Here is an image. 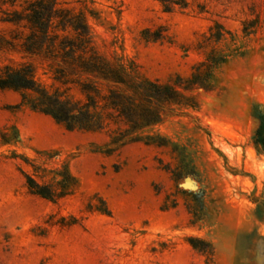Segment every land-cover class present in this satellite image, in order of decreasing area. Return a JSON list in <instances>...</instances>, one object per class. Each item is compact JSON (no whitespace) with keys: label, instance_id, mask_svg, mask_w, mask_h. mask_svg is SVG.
<instances>
[{"label":"rangeland","instance_id":"1","mask_svg":"<svg viewBox=\"0 0 264 264\" xmlns=\"http://www.w3.org/2000/svg\"><path fill=\"white\" fill-rule=\"evenodd\" d=\"M59 1L85 14L99 55L133 60L150 79L189 76L212 48H229L211 92L164 104L162 121L142 133L187 146L198 179L178 187L202 188L205 217L191 223L189 197L160 169L159 158L177 163L169 149L144 140L114 146L125 125L108 119L101 131L67 130L20 103L18 91L0 89V264H264V148L253 141L252 115L264 107V0ZM6 8L0 0V17ZM215 22L228 32L219 43L206 39ZM156 26L165 38L146 42L141 30ZM1 37H10L2 23ZM9 46L0 39V67L28 63L47 90L82 97L54 80L52 57ZM62 166L76 178L67 195L29 192L22 171L52 181ZM191 236L212 254L194 249Z\"/></svg>","mask_w":264,"mask_h":264},{"label":"trees","instance_id":"2","mask_svg":"<svg viewBox=\"0 0 264 264\" xmlns=\"http://www.w3.org/2000/svg\"><path fill=\"white\" fill-rule=\"evenodd\" d=\"M3 2L8 3L9 8L2 10L0 23L7 25L10 37L0 39L11 48L16 43L26 53L52 57L60 63L54 71V80L75 84L82 97L75 99L57 89L47 90L35 80L33 68L28 63L1 66L0 89L18 91L20 103L50 116L67 130L101 131L108 119L125 125V129L112 137L114 146L126 140H144L145 144L169 149L177 163L172 166L171 162L163 163L159 158L160 169L169 173L176 182L177 193L189 197L187 209L192 217L191 223L202 221L205 217L202 188L186 191L178 187L181 182L198 179L187 146L159 134L142 136V133L162 121L164 104L181 105L185 93L211 92L216 70L231 55L229 48H212L192 66L189 76L176 73L166 81L150 79L137 73L133 60L123 57L109 60L99 55L92 47L89 25L82 11L75 12L59 0ZM163 5L164 10L170 8ZM243 29L246 32V28ZM164 30L163 26L146 27L141 30V37L146 42L161 41L165 38ZM226 33L224 26L215 22L206 39L219 43L225 40ZM231 38L233 40V35ZM252 115L257 120L253 141L264 148V107L260 103L255 104ZM31 165L37 172L38 166ZM22 173L29 192L50 201L67 195L76 184V178L66 166L56 170L52 181H39L32 173ZM173 201L176 203L175 199ZM188 242L194 249L212 254L208 241L191 236Z\"/></svg>","mask_w":264,"mask_h":264}]
</instances>
